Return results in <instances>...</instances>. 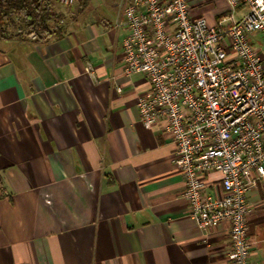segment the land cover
Returning a JSON list of instances; mask_svg holds the SVG:
<instances>
[{
  "label": "crops",
  "instance_id": "obj_1",
  "mask_svg": "<svg viewBox=\"0 0 264 264\" xmlns=\"http://www.w3.org/2000/svg\"><path fill=\"white\" fill-rule=\"evenodd\" d=\"M45 1L60 36L17 17L0 36V264H230L229 224L199 228L173 140L140 120L149 82L122 68L123 0L98 18L91 0ZM190 5L211 22L227 10ZM246 201L264 264V177Z\"/></svg>",
  "mask_w": 264,
  "mask_h": 264
},
{
  "label": "built area",
  "instance_id": "obj_2",
  "mask_svg": "<svg viewBox=\"0 0 264 264\" xmlns=\"http://www.w3.org/2000/svg\"><path fill=\"white\" fill-rule=\"evenodd\" d=\"M226 3L211 22L190 0H123L117 26L128 31L124 72L149 82L140 120L175 144L189 215L202 230L228 223L230 264H253L246 197L264 177V0Z\"/></svg>",
  "mask_w": 264,
  "mask_h": 264
},
{
  "label": "trees",
  "instance_id": "obj_3",
  "mask_svg": "<svg viewBox=\"0 0 264 264\" xmlns=\"http://www.w3.org/2000/svg\"><path fill=\"white\" fill-rule=\"evenodd\" d=\"M21 21L27 33L38 36H60V29L51 30L54 19L45 0H0V36L9 35L8 26Z\"/></svg>",
  "mask_w": 264,
  "mask_h": 264
},
{
  "label": "rangeland",
  "instance_id": "obj_4",
  "mask_svg": "<svg viewBox=\"0 0 264 264\" xmlns=\"http://www.w3.org/2000/svg\"><path fill=\"white\" fill-rule=\"evenodd\" d=\"M92 4V16L94 18H98L100 16H107V14L104 13H110L107 12V10H112L110 3L106 0H91Z\"/></svg>",
  "mask_w": 264,
  "mask_h": 264
}]
</instances>
